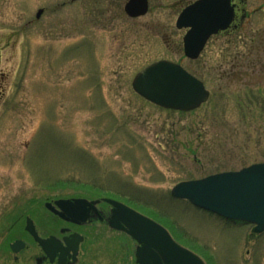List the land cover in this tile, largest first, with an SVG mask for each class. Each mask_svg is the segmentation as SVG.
<instances>
[{
	"label": "rangeland",
	"instance_id": "374dc122",
	"mask_svg": "<svg viewBox=\"0 0 264 264\" xmlns=\"http://www.w3.org/2000/svg\"><path fill=\"white\" fill-rule=\"evenodd\" d=\"M126 1L0 0V238L23 236L28 211L50 219L45 200L109 197L204 264H264V231L170 194L264 162V0H233L237 18L247 13L240 29L212 36L194 60L175 26L194 0H148L135 18ZM158 60L202 81L207 101L180 112L138 96L134 76ZM98 229L88 252L99 264H132L131 239Z\"/></svg>",
	"mask_w": 264,
	"mask_h": 264
},
{
	"label": "water",
	"instance_id": "95a60500",
	"mask_svg": "<svg viewBox=\"0 0 264 264\" xmlns=\"http://www.w3.org/2000/svg\"><path fill=\"white\" fill-rule=\"evenodd\" d=\"M147 11L148 0H127L124 4V12L132 18L145 15ZM41 13L39 10L36 17ZM233 14L230 0H195L184 7L175 23L177 29H186L182 38L184 55L197 59L209 37L229 27ZM131 86L146 101L182 112L198 108L209 97L200 80L179 64L167 60L155 61L137 72ZM170 194L221 218L253 224L255 233L264 231V163L182 181ZM103 201L112 206L109 227L124 231L139 244L135 253L138 264H204L153 219L116 200L104 198ZM96 202L81 198L59 199L55 201L58 210L50 204L46 206L59 217L80 223L87 218L86 206ZM25 230L44 248L52 240L40 238L29 218ZM21 246V241L10 245L15 252Z\"/></svg>",
	"mask_w": 264,
	"mask_h": 264
},
{
	"label": "flooded vegetation",
	"instance_id": "af4514ba",
	"mask_svg": "<svg viewBox=\"0 0 264 264\" xmlns=\"http://www.w3.org/2000/svg\"><path fill=\"white\" fill-rule=\"evenodd\" d=\"M231 4L234 8L233 20L225 31H221L217 35H230L234 31L239 30L241 23L247 17V13L243 9L240 18H237V4L233 0H231ZM40 16L36 18L39 19ZM55 200H45L43 202V209L47 212L50 219L38 223L33 218L32 212L28 211L29 214L25 216L24 222L19 226L23 236L14 235L12 241H7L5 235L0 238V264H99L100 258L98 255L88 251L91 245L96 244V241L100 240L101 232L98 228L102 225H105L112 231L120 232L131 239L134 246L132 264H137L135 252L138 245L136 241L125 232L112 229L108 225V218L111 213V206L109 204L98 198V202L92 204L90 207L86 206V220L76 223L59 217L46 206V204L50 203L54 207ZM87 200L93 201L97 200V198H88ZM54 208L56 209V207ZM27 218L32 221L35 232L40 238L52 239L45 248L25 230ZM14 226L16 228L17 224H14ZM14 226L12 229H14ZM15 241L22 242V246L16 252L10 247Z\"/></svg>",
	"mask_w": 264,
	"mask_h": 264
},
{
	"label": "trees",
	"instance_id": "16d2710c",
	"mask_svg": "<svg viewBox=\"0 0 264 264\" xmlns=\"http://www.w3.org/2000/svg\"><path fill=\"white\" fill-rule=\"evenodd\" d=\"M100 189V188H99Z\"/></svg>",
	"mask_w": 264,
	"mask_h": 264
}]
</instances>
